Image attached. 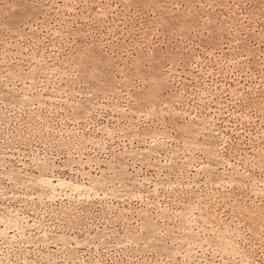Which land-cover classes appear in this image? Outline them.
<instances>
[{"label":"rangeland","instance_id":"374dc122","mask_svg":"<svg viewBox=\"0 0 264 264\" xmlns=\"http://www.w3.org/2000/svg\"><path fill=\"white\" fill-rule=\"evenodd\" d=\"M0 264H264V0H0Z\"/></svg>","mask_w":264,"mask_h":264}]
</instances>
